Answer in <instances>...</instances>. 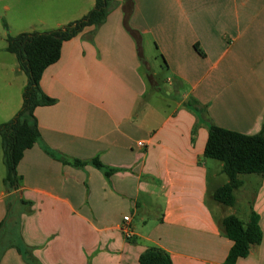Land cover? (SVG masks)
Returning <instances> with one entry per match:
<instances>
[{
  "label": "crops",
  "instance_id": "crops-1",
  "mask_svg": "<svg viewBox=\"0 0 264 264\" xmlns=\"http://www.w3.org/2000/svg\"><path fill=\"white\" fill-rule=\"evenodd\" d=\"M128 1L112 0L105 23L64 42L44 71L40 87L56 102L35 110L41 137L14 192L0 156V223L17 209L0 232V264H139L149 247L173 264H226L233 242L221 222L252 212L263 239L236 264H264V173L240 176L225 206L213 196L229 182L223 164L204 156L212 126L264 130V0H131L129 11ZM94 5L58 2L33 30L65 27ZM150 46L166 77L145 60ZM4 57L0 124L21 109L27 83Z\"/></svg>",
  "mask_w": 264,
  "mask_h": 264
},
{
  "label": "trees",
  "instance_id": "trees-1",
  "mask_svg": "<svg viewBox=\"0 0 264 264\" xmlns=\"http://www.w3.org/2000/svg\"><path fill=\"white\" fill-rule=\"evenodd\" d=\"M131 7L132 1L129 0L126 9L129 11ZM113 9L112 0H95L91 11L65 27L47 32L7 36L6 51L16 56L21 71L27 76L21 109L10 121L0 124L3 161L6 167L3 184L7 193L19 188L21 177L17 170L18 164L25 151L34 147L40 140L41 134L34 115L35 110L38 107L54 105L56 102L40 87L44 71L60 59L64 42L78 36L88 27H100ZM50 154L57 158V155L51 152ZM204 156L222 162L223 172L229 179L226 185L214 192V199L225 206H233L236 200L235 191L243 185L240 176L264 173V130L255 135H245L212 126ZM91 163L98 169L104 168L97 158ZM85 164L79 160L73 162L77 167ZM259 220V215L255 212L251 213L248 222H243L236 216H228L222 220V231L233 242L226 264H236L239 259L248 257L254 246L261 244L263 233ZM3 223H0V229ZM139 264L173 263L166 251L158 247H149L140 255Z\"/></svg>",
  "mask_w": 264,
  "mask_h": 264
},
{
  "label": "rangeland",
  "instance_id": "rangeland-1",
  "mask_svg": "<svg viewBox=\"0 0 264 264\" xmlns=\"http://www.w3.org/2000/svg\"><path fill=\"white\" fill-rule=\"evenodd\" d=\"M45 0H0V58H6L8 60H12V62L16 61V57L13 54H9L5 51V47L7 46L6 38L8 35L17 36L20 33H32L36 31H44V30H33L34 27L37 26V21L42 19L47 15L52 7L55 6L58 2H64V0H55L48 2H44ZM55 3V4H53ZM7 25V26H6ZM145 60L151 65L153 71L160 77H166L167 72L163 67V62L160 58L156 57L155 50L150 46L149 50L145 47ZM22 78L27 80V76L25 73H21ZM24 74V75H23ZM16 76V75H15ZM18 78V76L16 77ZM17 80L13 82L12 88L16 85ZM13 91V90H11ZM0 156L2 158L1 170L3 171L4 177L6 176V167L3 161V150H2V139L0 137ZM245 176V175H242ZM16 206L12 203L9 216L3 221V226L7 224L8 228L10 227L13 220L16 218L17 213ZM2 226V228H3ZM0 229V232L2 231ZM11 234L14 232L11 230ZM3 235V237H2ZM8 234L6 232H2L0 234V240L3 242L8 238ZM1 245V243H0ZM1 251L3 249L2 246ZM1 253V252H0Z\"/></svg>",
  "mask_w": 264,
  "mask_h": 264
},
{
  "label": "built area",
  "instance_id": "built-area-1",
  "mask_svg": "<svg viewBox=\"0 0 264 264\" xmlns=\"http://www.w3.org/2000/svg\"><path fill=\"white\" fill-rule=\"evenodd\" d=\"M138 145L141 146L142 143H139ZM124 221H125V223H128L130 221V218L128 216H126V217H124ZM123 230H124V233H125L127 238L132 237V231H131L128 224L124 226Z\"/></svg>",
  "mask_w": 264,
  "mask_h": 264
}]
</instances>
